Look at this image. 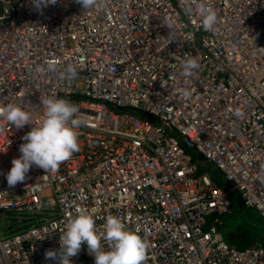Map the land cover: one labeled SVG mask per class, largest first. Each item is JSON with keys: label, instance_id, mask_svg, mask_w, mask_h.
I'll return each mask as SVG.
<instances>
[{"label": "built area", "instance_id": "2783aa9c", "mask_svg": "<svg viewBox=\"0 0 264 264\" xmlns=\"http://www.w3.org/2000/svg\"><path fill=\"white\" fill-rule=\"evenodd\" d=\"M236 190L264 216V0H0V264H264Z\"/></svg>", "mask_w": 264, "mask_h": 264}, {"label": "rangeland", "instance_id": "374dc122", "mask_svg": "<svg viewBox=\"0 0 264 264\" xmlns=\"http://www.w3.org/2000/svg\"><path fill=\"white\" fill-rule=\"evenodd\" d=\"M77 148H78V145L75 140H66L64 141V143L60 144L59 146V150L61 154L68 153V152H75ZM189 151L198 165L199 173L207 171L213 176L214 179L217 180L219 184H222L224 186L230 185V182L227 180L224 172L220 168H218L214 162L209 161L206 158H204L202 153L194 147L191 148ZM231 199H232V204H231L232 210L230 211L231 213L228 216H226L227 215L226 213L221 215L222 217H224L222 218L224 222L220 224V229L224 232L226 238L227 239L229 238V236H227L228 231L226 230V228L233 229V227L243 226V227H246L247 230H250V231H256L257 228H260L258 232H261L259 234L261 238L257 239L255 241V244L257 243L259 244V242L264 243V225L259 226L257 222V219L262 220L264 219V216L261 215L258 210L252 207L246 206L241 200L239 191L237 190L234 191L231 194ZM251 218H253V221L255 222L253 225H250L252 221ZM31 221H32V218L26 213L15 212V211L13 212L4 211L2 220L0 222V230L4 232L17 230V229L30 225ZM224 225L226 228L223 230L222 226ZM246 228L244 229L246 230ZM239 240H241V238H233L229 241L232 244L238 246L236 243Z\"/></svg>", "mask_w": 264, "mask_h": 264}, {"label": "trees", "instance_id": "16d2710c", "mask_svg": "<svg viewBox=\"0 0 264 264\" xmlns=\"http://www.w3.org/2000/svg\"><path fill=\"white\" fill-rule=\"evenodd\" d=\"M116 108L118 110H125L126 109L124 107H116ZM135 112L139 113L143 117H146V118L149 117L148 113L145 112V111H143V110H136ZM222 186H224V185H222ZM224 213H226L227 214L226 216H228L231 212L230 211L229 212H223L221 214L214 213L213 215H211L209 217V220H213L215 218H218L219 224H222L224 222V220L222 218H224V217H222L221 215L224 214ZM251 219H252V221H251V224L250 225H253L255 222L253 221V218H251ZM257 222H258L259 226H263L264 225V219H262V220H258L257 219ZM222 227H223V230L226 228L225 225L222 226ZM244 228H246V227L237 226V227H233V229L226 228V230L228 231L227 232V236H229L228 239L231 240L233 238H241V240H239L236 244L238 246H240V247H245V246L254 244L257 239L261 238V236L259 235L261 232H258L260 230V228H257L256 231H250V230H247V228L245 230ZM223 235L225 236L224 232H223ZM225 238H226V236H225Z\"/></svg>", "mask_w": 264, "mask_h": 264}, {"label": "clouds", "instance_id": "9594fccd", "mask_svg": "<svg viewBox=\"0 0 264 264\" xmlns=\"http://www.w3.org/2000/svg\"><path fill=\"white\" fill-rule=\"evenodd\" d=\"M240 195V194H239ZM242 200V199H241ZM243 201V200H242ZM244 202V201H243ZM245 204V203H244ZM249 207H251V206H249ZM253 208V207H252ZM229 211H231V208H230V210H228V211H225V212H229ZM221 213H223V212H221ZM221 213H219V214H221ZM218 222V221H217ZM218 225H219V227H220V224H219V222H218ZM222 231V230H221ZM223 233V232H222ZM225 237V236H224ZM228 240V239H227ZM229 241V240H228Z\"/></svg>", "mask_w": 264, "mask_h": 264}]
</instances>
